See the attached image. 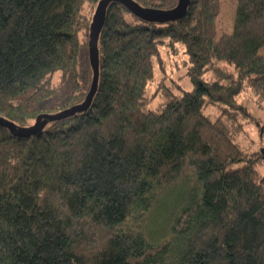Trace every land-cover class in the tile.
Listing matches in <instances>:
<instances>
[{"label": "trees", "instance_id": "trees-1", "mask_svg": "<svg viewBox=\"0 0 264 264\" xmlns=\"http://www.w3.org/2000/svg\"><path fill=\"white\" fill-rule=\"evenodd\" d=\"M98 2L0 0V116L29 126L85 99L92 80L45 102L57 72L82 82ZM220 10V0H191L182 18L158 23L111 3L89 108L30 137L0 125V264H264V175L204 112L208 102L244 107L246 83L264 96V0H237L233 30L218 36ZM176 42L194 87L163 89L153 108L155 59ZM162 215L168 234L155 242Z\"/></svg>", "mask_w": 264, "mask_h": 264}, {"label": "rangeland", "instance_id": "rangeland-1", "mask_svg": "<svg viewBox=\"0 0 264 264\" xmlns=\"http://www.w3.org/2000/svg\"><path fill=\"white\" fill-rule=\"evenodd\" d=\"M237 0H220L221 10L218 18V36L223 32H230L234 27L235 7ZM91 8L87 10L90 14ZM88 33V32H87ZM86 37V31L82 33V38ZM87 38V37H86ZM259 53L264 54V45L259 48ZM192 62L186 52L185 44L176 42L174 45H162L161 55L155 59V78L148 86V95L155 97L152 102L153 108L163 101V89L169 88L177 94L184 90H192L194 85L191 80ZM87 49L81 54L80 66V84L75 85L69 79L62 81V73L59 71L55 74L53 81L57 84V93L52 98L47 99V108L56 105V102H64L69 99L77 89H87L92 80V71ZM210 72L204 74V79L209 80ZM164 87H161L160 85ZM161 90H158V89ZM160 92V93H158ZM158 93V94H157ZM238 105L244 107H233L226 103L208 102L204 112L212 120H219L221 125L232 136L233 140L240 148L252 157L259 173L264 175V96L256 95L250 86L246 83L240 93L236 96ZM58 112V111H56ZM43 113H55L53 109ZM175 202H180L175 199ZM179 209L172 210L171 214L175 215ZM166 220L162 216L158 218L156 233L151 238L159 242L168 234Z\"/></svg>", "mask_w": 264, "mask_h": 264}, {"label": "water", "instance_id": "water-1", "mask_svg": "<svg viewBox=\"0 0 264 264\" xmlns=\"http://www.w3.org/2000/svg\"><path fill=\"white\" fill-rule=\"evenodd\" d=\"M190 1L191 0H178L177 4L173 7L158 8L144 6L136 0H99L92 18L89 32L88 50L93 75L90 89L87 92L85 99L80 103L74 104L55 113H40L36 117L35 122L29 126H21L4 116H0V125L7 127L13 135L30 137L42 131L51 121L66 118L89 108L98 89L100 77L99 39L111 3L119 2L123 4L129 11L146 21L166 23L182 18L187 13Z\"/></svg>", "mask_w": 264, "mask_h": 264}]
</instances>
